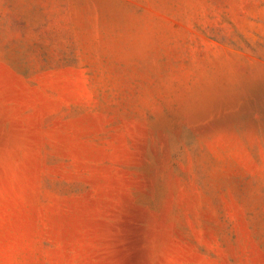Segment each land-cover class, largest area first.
<instances>
[{
	"label": "rangeland",
	"instance_id": "1",
	"mask_svg": "<svg viewBox=\"0 0 264 264\" xmlns=\"http://www.w3.org/2000/svg\"><path fill=\"white\" fill-rule=\"evenodd\" d=\"M0 264H264V0H0Z\"/></svg>",
	"mask_w": 264,
	"mask_h": 264
}]
</instances>
